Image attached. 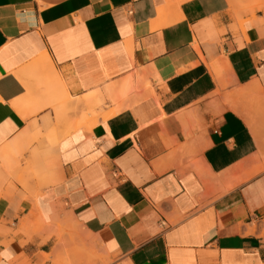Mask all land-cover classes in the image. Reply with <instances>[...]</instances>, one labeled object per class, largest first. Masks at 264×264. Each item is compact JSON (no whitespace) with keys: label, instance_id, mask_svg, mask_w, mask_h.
Returning a JSON list of instances; mask_svg holds the SVG:
<instances>
[{"label":"crops","instance_id":"crops-1","mask_svg":"<svg viewBox=\"0 0 264 264\" xmlns=\"http://www.w3.org/2000/svg\"><path fill=\"white\" fill-rule=\"evenodd\" d=\"M262 4L0 0V264H264Z\"/></svg>","mask_w":264,"mask_h":264},{"label":"rangeland","instance_id":"rangeland-1","mask_svg":"<svg viewBox=\"0 0 264 264\" xmlns=\"http://www.w3.org/2000/svg\"><path fill=\"white\" fill-rule=\"evenodd\" d=\"M233 1H236L238 4H242L243 2H247L248 6H252L253 8L263 6L262 3L264 2V0H233ZM258 226H260V227L262 226L263 233H264V220H263L262 224L259 223ZM102 258H103L102 256H94L93 257V263L94 264H100L101 262H103ZM106 264H107V262H106Z\"/></svg>","mask_w":264,"mask_h":264},{"label":"bare ground","instance_id":"bare-ground-1","mask_svg":"<svg viewBox=\"0 0 264 264\" xmlns=\"http://www.w3.org/2000/svg\"><path fill=\"white\" fill-rule=\"evenodd\" d=\"M254 92V91H253ZM255 93V92H254ZM254 122V121H253ZM251 123V122H250ZM253 124V123H252ZM252 126V125H251ZM261 167V166H260ZM260 171H261V169H260Z\"/></svg>","mask_w":264,"mask_h":264}]
</instances>
